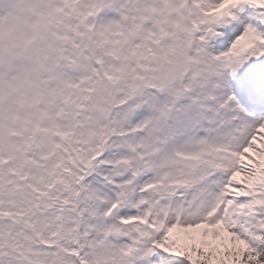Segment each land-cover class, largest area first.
I'll list each match as a JSON object with an SVG mask.
<instances>
[{
  "label": "snow or ice",
  "instance_id": "1",
  "mask_svg": "<svg viewBox=\"0 0 264 264\" xmlns=\"http://www.w3.org/2000/svg\"><path fill=\"white\" fill-rule=\"evenodd\" d=\"M0 264H264V0H0Z\"/></svg>",
  "mask_w": 264,
  "mask_h": 264
}]
</instances>
